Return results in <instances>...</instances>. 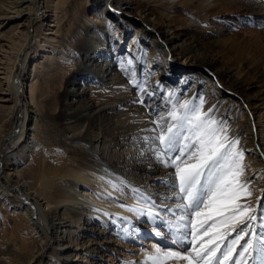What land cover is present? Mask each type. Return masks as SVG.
Wrapping results in <instances>:
<instances>
[{"label":"bare ground","instance_id":"1","mask_svg":"<svg viewBox=\"0 0 264 264\" xmlns=\"http://www.w3.org/2000/svg\"><path fill=\"white\" fill-rule=\"evenodd\" d=\"M73 1L76 4L91 2L100 11L101 21L105 24L108 18L118 19L120 23L124 17L122 14L132 19L139 16L132 32L151 48L145 51L149 54L150 62H155L156 76L160 77L161 83L166 84L167 89H171L168 99L166 95L159 99L166 105L172 103L177 92L184 93L192 87L202 88L205 83L208 84L209 95L215 93L223 97V90H227L237 99L235 88L241 81L240 77L247 75L221 60L217 56L219 49L213 45L203 48L194 43H183L187 36L198 33L193 28L199 22H192L189 33L181 34L178 29L184 27L177 23L180 20L176 17L180 13L177 9L188 11L193 20L208 23L211 16L209 11L214 6L239 3L246 14L258 17L256 23L264 24V0H179L177 3L175 0ZM69 2L71 0H0V108L8 115L2 120L10 122L12 115L19 109L22 116L18 129L0 135V158H4L0 160V195L7 198L11 189L20 193L18 210H22L20 218L23 222L20 227H16L12 247L16 253L26 254L27 264H35L38 257L43 258V264H135L134 256L123 252V244L127 239L136 241V231L143 226V198L157 190L156 183L152 182L175 179L172 175L174 169L171 168L167 176L164 171L151 176L154 172L149 169H153L152 164L160 161L157 155L145 158L137 152L138 155L134 156L129 150L133 149V140L125 146L122 138L114 143L116 145L111 150L113 142L107 139L109 129L105 128L106 124H98L97 133L93 136L90 130L93 124L112 115L114 121L110 126L131 130L129 136L139 132L143 139L141 144L139 141L138 149L146 141H151L149 146H156L158 141L152 139L155 137L152 134L154 126L142 122L140 112L136 113L139 94H132L127 87L130 82L138 84L144 98L150 91L147 84L154 91L155 81L150 80L147 72L143 71L141 75L144 81L141 83L142 79L139 81L135 75V66L134 71L131 66L132 62L138 64V60H130L128 56L120 58L119 62L108 63L110 54L104 51L107 42L112 47L111 30L108 27L101 30L84 17L82 21H76L77 37L74 41L76 55L80 57L82 54L87 65L64 83L65 102L70 110L63 114L66 130L64 140L67 143L62 142L76 154V159L52 152V141L47 139L43 128L36 126V119L31 116H40L39 102L43 98L40 92H44H39L41 84L48 87L64 63L57 38L61 34L65 8ZM208 8V13L203 14L202 11ZM151 17H155L153 22L149 20ZM86 27L88 29L84 32ZM82 35L89 41L82 40ZM156 51L165 58L158 60ZM92 55L94 57L90 58ZM102 56L107 60L101 62L98 69L92 70L95 60H101ZM30 62H34L33 69L26 72ZM178 65L192 69L183 72L185 75L181 76L184 77L182 80L177 75ZM127 76L130 78L129 83L125 81ZM174 83H179L182 90L174 89ZM218 85L223 89L216 90ZM195 92L196 95L199 93L192 90L193 94L184 96L180 103L195 100ZM105 94L110 97L102 98ZM208 98L209 105L205 109L203 105V109L213 119H217L216 114L213 115L215 108L228 103ZM243 101L248 116L246 124L251 127V131L256 132L253 149L262 153L259 162L264 165V125L253 124L251 113L264 100L245 94ZM130 111H135L138 116L130 117ZM226 115L230 117L231 112ZM79 126L80 129H76ZM19 145L23 146L20 154L11 151V147ZM144 171L149 174L145 177L148 183L143 182L140 175ZM125 187L136 191L141 200L131 194L125 195ZM155 192L157 195H167L170 199L174 196L173 190L160 189ZM10 215L17 219L14 211ZM161 219L165 220L162 216ZM128 224L129 228L126 227ZM30 227L38 231L40 238L34 236ZM153 234H147L148 240L139 242L136 260H142L155 252L157 241L162 240L163 235L157 230Z\"/></svg>","mask_w":264,"mask_h":264},{"label":"rangeland","instance_id":"2","mask_svg":"<svg viewBox=\"0 0 264 264\" xmlns=\"http://www.w3.org/2000/svg\"><path fill=\"white\" fill-rule=\"evenodd\" d=\"M175 1L177 3L179 0ZM234 4L236 5H216L210 11L209 8L203 10V14L208 13V11L211 12L208 23H205L206 21L193 20V17L189 14V12L181 8L177 9L180 13H177L176 17L180 18L177 23L181 25V27H184L183 29H178L181 34L189 33L190 30H188V28L192 26V22H199L198 26H194L193 28L194 30L196 29L198 33H196L195 36H187L183 43H194L203 48H208L213 45V47L219 49L217 51V56L221 60L226 61L232 66L234 65L236 69L243 71L244 74H247L246 76L242 75L240 77L241 84L239 83L240 86L238 85L235 88L237 99L232 97L233 93H231V95L227 90H223V97H219L215 93L209 95V91L207 89L208 84L205 83L202 85V88L196 89L192 87L193 89L189 88L184 93L177 92V95L173 97L172 103H170V105H166L163 104L162 101H159V99L160 97H163L165 95L167 96L166 99H168V96H171V93H169V90L171 89H167L166 84H164L163 82L161 83L160 77L156 76L155 72H157V68H154L155 62H150L149 54L145 51L147 48H151L148 47V45L142 43L140 39H138L132 32V30H134L133 25L138 22L137 18L139 19V16L132 19L130 17H125V15L122 14V16L124 17L122 18V21L120 23L118 22V19L115 20L113 18H108L105 24L101 21L100 11L97 10L96 7L92 6L91 2H88L87 4H76L73 0H71V2H69V5H67V7L65 8V20L62 23L61 34L59 38H57V41L59 43L57 44L59 47L61 45L63 51L64 63L63 65H61V68H59L61 70L58 73V76L53 79V82L51 83L52 85L50 84L48 87H45L41 84L40 86L39 92L40 90L44 91L40 92V94H42V97L44 98H42V100L40 99L39 102L40 106L38 110L40 111V116L36 117L35 115L31 114L32 118L36 119V126H40L41 128H43L44 133L47 134V139L52 141V146L50 147L52 152L56 154L58 153L59 155L61 154L65 156V158L76 159V154L73 153L72 150L67 149V144L63 143H67V141L64 140L66 130L64 127L65 121L63 118V114L70 110L66 106L65 102L66 86L64 83L68 77H71L72 75L83 71L85 65H87L84 64L85 57H82V54L80 55V57L76 55L77 46L76 41H74L77 37L76 26L78 22L82 21V19L86 17L93 25L99 27L101 30H106L105 28L107 27L111 30L110 35L112 36V38L111 36L109 38L112 39V47L111 45H109V42H107L106 45L108 46L104 51L105 54H110L108 63H112L115 61L119 62L121 60L120 58H125L126 56H128L127 58L130 60H138V64L132 62L131 66L132 69L135 66L134 68L136 70L133 69V71L135 70L137 72V74L135 75L136 77H138L139 81L140 79H142L141 83H143L144 81V77H142L143 74L141 75L143 71L147 72L150 80L152 79V81H155L156 87L154 88V91L152 90L153 88H151V86L147 84V88H149L150 90L148 91L149 94L142 98V95L144 93H141V91L139 90V85L131 84L130 78L128 76L125 78L126 82H130L129 84H127L130 92H132V94L135 93L134 95L139 94L137 95L139 104H137L138 109H136V113L140 112L139 118L142 122H149L154 126L155 129L156 125L155 123H153V121L159 120L161 116H166L167 112L172 109L173 104H176L177 106L181 104V99L184 96L193 94L192 90L199 92L197 95L195 92L194 96L196 98L191 102L194 106H198L200 100L203 99V105L205 109L209 105L208 97H211V101L220 99L228 103L216 107L213 115L216 114L217 119L215 118V120H217L220 125H223L227 128V134L231 140H239L238 147L244 153L243 164L245 167V172L242 179L249 182V187L252 191V196L250 198L242 199L241 203H250L252 208L256 209L255 215H257L258 219L256 221L255 228L257 233H260L262 231L261 225H264V219L260 218L261 214L264 213V165L259 162V159H262V153L259 150L255 151V149H253V139L256 137V132L251 131V127L246 124V119L248 116L245 108L246 105L243 99L245 94H249L253 98L259 97L264 100V24H260L259 22L256 23V21L258 20L257 16L246 14V12L241 9L239 3ZM149 20L150 22H153L155 20V17H151ZM86 29L88 28H84V32L86 31ZM198 35H200L199 38ZM81 39L85 40L86 42L89 41V39L84 35H82ZM82 43V45H84L83 41ZM143 44L145 45V47ZM151 51H153V49ZM155 56H158V60L160 61L165 58L163 54L160 55L157 53V51L155 53ZM93 57L94 56L92 55L90 58ZM102 58L101 60H95L96 63L94 62L93 66L91 67L92 70L96 68L98 69L101 65V62L107 60L106 57L102 56ZM33 63L34 62H30L28 64L26 72H30L33 69ZM177 69V75L181 80L184 78H181V76L185 75L183 74V72H190L192 70L181 68V66L179 65ZM20 71L21 68L19 67L18 72L20 73ZM40 80L41 79H39V81ZM40 82L42 83V81ZM218 86L216 87L218 88L216 90H219V88H221L220 86ZM172 87L174 89L182 90V88L179 87V83H174ZM222 89L223 88H221V90ZM159 90H161L160 94ZM232 90H234V88H232ZM157 96L159 97L158 99ZM199 96H202V98H200ZM109 97V94H105L102 98L105 99ZM141 101H143V103H141ZM217 102L218 101H216V103ZM204 109L203 112L207 114V110ZM228 112H231L230 117H227L226 115ZM251 113L253 124L264 125V101L262 104L260 103L258 108L256 110H253ZM128 115L133 118H135V116H138L137 114H135V111H130ZM6 116H8L7 113L0 108L1 136L8 134L14 128L18 129L19 125L22 122L20 109L16 111L14 115H12L11 120L8 123L3 122L2 120L6 118ZM107 117L108 116L104 117V119H102L100 122L95 123L91 126V136L97 133L98 124H106L107 126L105 128L109 129L107 139L113 142L111 150L116 145L114 143L119 142L122 138V142L125 146L129 145L133 140L131 142L133 145V149L131 148L129 150H131V154H133L134 156H137L138 153L145 158L151 157L150 155H152V157L156 155V152L154 150L155 146H152L154 144H152L151 146L148 145L151 141H146V143L148 142L147 144L142 143L141 148L138 149L137 146L139 145V141L141 144V139H143L141 138V136H139V132L136 135L129 136L131 130H128V132L124 129V127H119V131L118 126H110L114 121V117L112 115L108 117L109 119H107ZM210 117L213 118V116L211 115ZM220 118L222 119L220 120ZM76 129H80V126ZM80 131L81 130H79V132ZM118 132H120V135ZM232 133L233 136H231ZM152 134L156 135V132L153 131ZM122 135H124V137H122ZM139 138L140 140H138ZM126 141L129 143H127ZM145 145L150 148L147 149V146ZM22 148V145L11 147V151H13L15 154H20ZM0 160H4L3 156L0 158ZM10 164L11 163H9V165ZM152 166L154 168L149 170L150 172H154V174H152L151 176H157L158 174L160 175L162 171H164L163 173H165L167 176L168 173L171 172V167H165L161 161L152 164ZM10 167L12 166H9V168ZM146 167L150 168L149 165H147ZM140 175L142 176V179H144L143 182L146 183L147 181L145 177L149 175L147 171L140 172ZM173 181L174 179L172 178V180L168 182L153 181L152 183H156L155 187L157 188V190L155 191H158L160 189L173 190L169 186V184ZM155 191L151 192L150 195H146L143 198V200H145V206L143 207V210L141 212V223L143 224V226L139 227V230L136 231V241L127 239V241H125V244H123L125 249L124 251L122 249V251L126 254L128 253L129 256H134L135 264H145L147 257L143 258L142 260H136V250L138 249V247L140 248L139 242H141V240H148L149 236L147 237V234L155 235L153 234L154 230L161 232L163 235V237H161L162 240L157 241V245L159 248H161L162 251L180 250L181 252H183L184 249L188 247L186 242L179 245L173 242V231L175 229L183 230L182 225L184 221L180 220V216L183 214V210L177 207L180 201L176 198L175 195L170 199L167 195H157ZM175 191H178V189H176ZM124 194H131L138 198L137 200H141V197L138 196V193H136V191L130 190L128 187H125ZM19 197L20 193L14 191L13 189H11L7 198H4L2 195H0V264H27L26 254L16 253L12 247V243L16 238V227H20L23 222L22 218H20L22 210H18L20 205ZM13 211L15 212V216L17 217V219L13 218V216L10 215ZM149 213H152V215H149ZM172 213H176V215L173 216ZM161 216L164 217L165 220L161 219ZM129 226L130 225L128 224L126 227L129 228ZM31 230L34 232V236H36V238H40L37 230H33L32 228ZM35 264H43V258L38 257ZM168 264H186V262L169 261ZM250 264H252V262H250Z\"/></svg>","mask_w":264,"mask_h":264},{"label":"snow or ice","instance_id":"3","mask_svg":"<svg viewBox=\"0 0 264 264\" xmlns=\"http://www.w3.org/2000/svg\"><path fill=\"white\" fill-rule=\"evenodd\" d=\"M203 104V99L198 106L173 104L166 116L153 121L157 159L174 169L169 186L183 210V230L173 231V242L188 247L183 252L157 247L145 264H264V225L257 233L256 209L241 203L252 196L242 179L244 153L239 140H231L227 128L203 112Z\"/></svg>","mask_w":264,"mask_h":264}]
</instances>
